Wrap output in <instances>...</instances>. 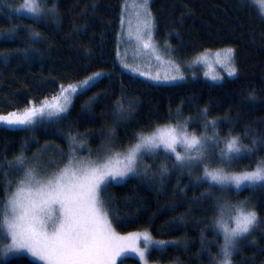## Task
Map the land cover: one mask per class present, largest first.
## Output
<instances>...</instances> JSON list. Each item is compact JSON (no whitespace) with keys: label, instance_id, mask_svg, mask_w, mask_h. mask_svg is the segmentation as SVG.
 I'll use <instances>...</instances> for the list:
<instances>
[{"label":"trees","instance_id":"trees-1","mask_svg":"<svg viewBox=\"0 0 264 264\" xmlns=\"http://www.w3.org/2000/svg\"><path fill=\"white\" fill-rule=\"evenodd\" d=\"M41 2L46 12L37 17L22 11L24 0H0V115L21 113L58 96L61 86L98 72L104 75L78 92L59 120L0 126V201L6 200L8 185L20 179L16 157L30 160L45 150L48 157L57 152L65 160L72 137L85 143L84 151L91 153H84L95 158L104 143L123 150L137 142L138 134L158 126L187 121L190 132L201 134L207 119L216 121L221 138L238 136L248 147L258 142L250 156L233 161L234 171H252L264 161V144L259 143L264 140V14L253 0L151 3L154 39L177 59L188 63L206 50H234L238 74L217 84L201 79L154 84L125 71L116 48L123 0ZM117 101H123V115L117 112ZM219 160L220 153L212 166ZM161 164L168 167L164 175ZM173 164L175 160H165L163 153L148 155V173L101 193L111 205L115 230H146L157 239L171 240L174 244L149 251L154 263L219 264L222 234L213 227L219 214L216 203L244 205L245 210H255L260 223L239 239L232 264H264V182L221 191L202 179L203 167L181 170ZM7 241L0 232V247ZM122 259L123 264H142L135 257ZM0 264L40 263L25 255L3 259L0 254Z\"/></svg>","mask_w":264,"mask_h":264},{"label":"snow or ice","instance_id":"snow-or-ice-1","mask_svg":"<svg viewBox=\"0 0 264 264\" xmlns=\"http://www.w3.org/2000/svg\"><path fill=\"white\" fill-rule=\"evenodd\" d=\"M148 3L149 0H142V4L138 5L143 8V19L136 29L135 39L142 49L154 53V25ZM39 4L40 0H24L22 11L39 17ZM155 58L160 60L158 55ZM213 59L228 77L236 76L233 49L216 51ZM195 63H205L211 68L213 60L209 59L208 50L200 54ZM172 66L176 74L161 77L157 73L148 75V79L157 82L161 79L165 82L183 80L178 65ZM102 75L98 72L79 85L61 86L60 94L51 102H42L40 107L33 105L20 114L0 115V124L28 126L35 124L37 117H58L68 111L70 98L78 90L91 88ZM139 75L144 76L145 73L140 72ZM205 76H210L213 81L223 79L211 72H206ZM116 109L120 115L125 113L123 101H117ZM203 115L207 117V109L203 110ZM187 123L167 124L156 127L149 134L140 133L134 145L120 151L108 147L104 150L105 155L97 160H92L91 154L89 158H81L73 149L68 154L67 163L55 171L38 170L29 166L25 157H16L14 166L20 170L21 178L14 186L8 185L6 200L0 201V232L4 239H10L6 248L0 247V254L26 250L43 264H117L118 261L123 264L122 258L135 256L147 264L145 258L149 249L164 242L154 240L147 232L119 235L109 218L111 205L101 195L106 194L110 186L121 184L129 175L148 173L149 167L144 164L145 155L159 156L163 153L165 160L174 159L173 167L181 170H191L199 165L203 167L202 179L210 187L218 186L221 191H226L229 186L240 190L246 183L254 186L264 182V161L252 171L236 172L232 169L234 160L252 154L257 147L256 140L248 147L238 136H197L188 131ZM209 125L215 131L216 121L206 119V128ZM71 140L73 144H78L75 137ZM259 143L264 144V140ZM221 144L222 148L219 147ZM209 149L220 153L217 166H206ZM167 171V164H161V175ZM217 208L219 214L213 227L224 239L221 247L223 259L219 264H231L237 241L247 236L260 221L255 210H245L243 206L218 203Z\"/></svg>","mask_w":264,"mask_h":264},{"label":"rangeland","instance_id":"rangeland-1","mask_svg":"<svg viewBox=\"0 0 264 264\" xmlns=\"http://www.w3.org/2000/svg\"><path fill=\"white\" fill-rule=\"evenodd\" d=\"M152 1L153 0H149L147 7L151 13V16L153 19V25H154L153 42H154V46L156 49V51L154 53L149 51V50L142 49L141 45L135 39L136 29H137L138 25L141 24V21L143 19V8L138 7V5L142 4V0H123L122 7H121V20H120V28H119L121 30V33H119L117 36L116 48H117V61H118L119 65L125 71L130 72L133 75L138 76V77H140L146 81H149L151 83H154V84H173V83H179V82H187L188 80H194V79H201L203 81H206V82H209L212 84H217V83L224 81L227 78H234V77H228L226 71H224L223 68L219 64H216L214 62V59H213L214 53L216 51H219V50L208 51L209 59L213 60L212 67L209 68V66L205 63H195L197 57L200 54L193 57V59H191L188 63H186V62H184V60L177 59L173 55V53L169 47H167V48L161 47L157 43V41L154 39L155 38L154 37V31H155L156 20H155V17L153 18V14L151 12ZM253 1L257 5V8L259 10H261L262 13L264 14V0H253ZM39 8H40V14L42 13L44 15L46 10H45L44 6L42 5L41 0H40ZM23 12L30 15V16H35V15L28 13L26 11H23ZM224 49H231V48H224ZM220 50H223V49H220ZM157 55L160 57V60H157L155 58ZM234 61H235V67L237 69L235 52H234ZM125 64L128 65L127 68L124 67ZM172 64L178 65L180 73L184 76L183 80L165 82V81H163V79H161V81L157 82V81L148 79V75H155L157 73H159L161 75V77H163L165 74H169V75L176 74V69H175V67L172 66ZM140 72H144L145 75L144 76L139 75ZM206 72H211L212 74L219 75V76L223 77V79L220 81H213V80H211L210 76H205ZM237 74H238V69H237ZM237 74H236V76H237ZM93 75L94 74H92L91 76H93ZM86 79H84V80H86ZM83 81L77 82L73 85H79ZM78 92H80V90H78ZM75 95H73L70 98L71 102L68 105V108L71 105L72 100H73ZM54 97H56V96H54ZM52 98L53 97H51L45 101L51 102ZM40 106L41 105L36 106V107H40ZM21 113H23V111ZM18 114H20V113H18ZM63 115H65V113H61V115L58 117L57 116H53V117L45 116L43 118L37 117L35 124H37L39 121H42V120H56V119L59 120ZM35 124H32V125H35ZM0 126H6V127H10V128L24 127V126H7V125H2V124H0ZM28 126H30V125H28ZM151 132H153V131H151ZM151 132H148L146 134H149ZM190 133H194V132H190ZM215 134H218L216 132V128H215V131H213L211 126H210V127L206 128L201 134H196V135L197 136H205L206 135L208 137H212ZM137 142H138V140H137ZM68 144L70 146V149H69V152L67 154H69L73 149H75L77 156H79L81 158H89L91 150L84 151V149L86 147L85 143L80 142L78 144H73V143L71 144V142H69ZM108 147H111L110 143H104L101 147L102 151L98 152L101 155L96 156V154H95V158L92 157V155H91L90 158L92 160H97V159L103 157L105 155L104 150L107 149ZM219 147L222 148L223 144H221ZM114 151H120V150H114ZM84 152H90V153H84ZM218 153H219L218 150L209 149V158H208L209 163L207 164L208 167H214V166H212V164L216 163L215 160L218 157ZM55 154H57V152H55ZM55 154L51 153L50 156L48 157L47 151L44 150L40 154H36L32 159L27 160V161L29 162V166L36 167L38 170L47 169L50 171H55L57 167H63L64 164L67 163V157H68V155L66 154L67 157L65 158V160H60L59 155H55ZM147 156L148 155L144 156V164H145V159ZM184 173H185V171H184ZM142 175L144 176V174H140L139 176H142ZM202 175H203V172H202ZM129 177H132V175H129ZM129 177H127V178H129ZM20 178H21V176H20ZM127 178H125V180ZM192 179H193V177H192ZM193 181L196 182L197 180H195V178H194ZM246 185H248V184L246 183L245 185H242L241 188L246 186ZM217 204L218 203H216V208H217ZM241 206H243L244 208H247L244 205H241ZM247 210H249V209H247ZM138 232H147L154 240L164 242L162 244L156 245L154 249H163L169 245L174 244L171 240L157 239L149 231H146V230L145 231H137V232H133V233H138ZM117 233L121 236H128V235L132 234V233L121 234L119 232H117ZM238 241H237V245H238ZM6 243L7 244L10 243V239H8V241ZM223 243H224V239H223V235H222L221 236V244L223 245ZM7 244L3 248H6ZM141 247H143L142 244H141ZM150 250H152V249L150 248L149 251ZM149 251L146 253V258H145L147 264H161V263H154V262H151L149 260V258H148ZM19 255L28 256L29 258L37 261L38 263L43 264L42 261H38L36 258L32 257L31 254L28 253L26 250H21L19 252H8L6 255L1 254L3 259H8L10 257H15V256H19ZM130 257H135V256H130ZM135 258L139 259L138 257H135ZM140 262L142 264H145V261L140 260ZM231 264H232V259H231Z\"/></svg>","mask_w":264,"mask_h":264},{"label":"clouds","instance_id":"clouds-1","mask_svg":"<svg viewBox=\"0 0 264 264\" xmlns=\"http://www.w3.org/2000/svg\"><path fill=\"white\" fill-rule=\"evenodd\" d=\"M222 264H226V262H222Z\"/></svg>","mask_w":264,"mask_h":264}]
</instances>
